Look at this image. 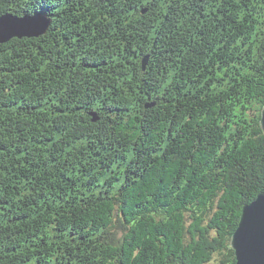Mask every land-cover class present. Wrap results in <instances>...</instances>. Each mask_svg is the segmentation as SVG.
I'll list each match as a JSON object with an SVG mask.
<instances>
[{
  "label": "trees",
  "instance_id": "obj_1",
  "mask_svg": "<svg viewBox=\"0 0 264 264\" xmlns=\"http://www.w3.org/2000/svg\"><path fill=\"white\" fill-rule=\"evenodd\" d=\"M0 264H236L264 192V0H0Z\"/></svg>",
  "mask_w": 264,
  "mask_h": 264
},
{
  "label": "water",
  "instance_id": "obj_2",
  "mask_svg": "<svg viewBox=\"0 0 264 264\" xmlns=\"http://www.w3.org/2000/svg\"><path fill=\"white\" fill-rule=\"evenodd\" d=\"M51 20L43 15H0V43L13 38L38 37L45 34ZM261 125L264 130V107ZM236 264H264V192L243 207L240 223L232 235Z\"/></svg>",
  "mask_w": 264,
  "mask_h": 264
}]
</instances>
